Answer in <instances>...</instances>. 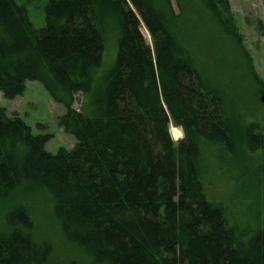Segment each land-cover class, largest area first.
<instances>
[{
	"label": "trees",
	"instance_id": "obj_1",
	"mask_svg": "<svg viewBox=\"0 0 264 264\" xmlns=\"http://www.w3.org/2000/svg\"><path fill=\"white\" fill-rule=\"evenodd\" d=\"M176 2L244 53L229 0ZM44 10L36 28L24 6L0 0V91L13 99L27 81L40 82L65 106L58 124L75 144L47 151L51 134H34L0 106V202L21 199L4 217L0 264L56 263L57 244L33 236L22 202L37 196L51 202L82 264H264V200L243 198L253 207L229 213L210 195L207 153L219 144L228 152L235 131L219 91L172 26L181 16L170 0H47ZM111 31L117 54L99 71ZM76 93L80 110L72 106ZM170 122L182 127L177 143ZM242 138L253 164L242 167L238 189L261 198L264 127L250 124Z\"/></svg>",
	"mask_w": 264,
	"mask_h": 264
},
{
	"label": "rangeland",
	"instance_id": "obj_2",
	"mask_svg": "<svg viewBox=\"0 0 264 264\" xmlns=\"http://www.w3.org/2000/svg\"><path fill=\"white\" fill-rule=\"evenodd\" d=\"M15 1L26 8L29 19L36 28L44 26V6L47 0ZM229 2L242 36L244 53L220 34L205 16L195 11V8L184 3L185 6L180 9L176 0H170L174 15L181 16L180 20L174 19L171 22L172 26L177 28L179 32L177 33L191 49L196 63L204 67L209 82L219 91L230 112H228L230 123L235 131L233 141L230 142L228 152L223 150L221 144L210 147L207 153L206 182L210 187V195L223 201L229 213H232L240 211L241 207L248 210V206L252 205L251 199L244 202L243 198L258 196L260 202L264 200V196L260 198V192L250 191L252 195H247V191L243 192L246 189L243 191L238 189L242 167L253 164L251 160L250 163L245 162L242 130L250 124L264 127V105L260 101L264 90V0H229ZM140 22V31L145 41L151 45L149 32L144 23ZM116 37L113 31L106 36L103 63L99 71L109 68L115 59ZM82 98V93L75 94L72 104L75 110H80ZM0 106L5 109L7 115L19 116L30 126L34 134H51L45 146L47 151L55 153L60 148L70 149L74 146L73 135L67 133L58 124V118L65 112V106L56 102L40 82L27 81L23 92L13 99L5 98L0 91ZM168 127L171 139L177 143L183 137L182 127L172 122ZM179 129L181 132L178 134L176 130ZM256 151L259 153L260 149ZM255 165L256 163L253 166ZM261 165H264V161L260 163ZM248 170L254 177V169L249 167ZM257 178H262L260 173ZM20 201L21 199H12L0 202V231L5 227L3 222L5 215L10 213L13 206ZM22 202L28 205L32 212L33 236L36 239H50L57 244L55 264H82V253L69 245L59 225L53 219L51 202L43 196L23 199ZM254 210L256 208L246 212L252 214ZM246 223L251 227L254 226L251 221Z\"/></svg>",
	"mask_w": 264,
	"mask_h": 264
},
{
	"label": "water",
	"instance_id": "obj_3",
	"mask_svg": "<svg viewBox=\"0 0 264 264\" xmlns=\"http://www.w3.org/2000/svg\"><path fill=\"white\" fill-rule=\"evenodd\" d=\"M260 101H261V103L264 105V93L261 94V96H260Z\"/></svg>",
	"mask_w": 264,
	"mask_h": 264
},
{
	"label": "bare ground",
	"instance_id": "obj_4",
	"mask_svg": "<svg viewBox=\"0 0 264 264\" xmlns=\"http://www.w3.org/2000/svg\"><path fill=\"white\" fill-rule=\"evenodd\" d=\"M176 131H177L178 134L181 132L180 129L179 130H176Z\"/></svg>",
	"mask_w": 264,
	"mask_h": 264
}]
</instances>
